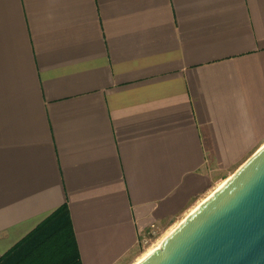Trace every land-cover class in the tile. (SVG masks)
Wrapping results in <instances>:
<instances>
[{"label": "crops", "instance_id": "1", "mask_svg": "<svg viewBox=\"0 0 264 264\" xmlns=\"http://www.w3.org/2000/svg\"><path fill=\"white\" fill-rule=\"evenodd\" d=\"M263 143L264 0H0V256L66 204L127 264Z\"/></svg>", "mask_w": 264, "mask_h": 264}, {"label": "water", "instance_id": "2", "mask_svg": "<svg viewBox=\"0 0 264 264\" xmlns=\"http://www.w3.org/2000/svg\"><path fill=\"white\" fill-rule=\"evenodd\" d=\"M136 264H264V144Z\"/></svg>", "mask_w": 264, "mask_h": 264}, {"label": "trees", "instance_id": "3", "mask_svg": "<svg viewBox=\"0 0 264 264\" xmlns=\"http://www.w3.org/2000/svg\"><path fill=\"white\" fill-rule=\"evenodd\" d=\"M0 264H82L66 204L1 255Z\"/></svg>", "mask_w": 264, "mask_h": 264}, {"label": "rangeland", "instance_id": "4", "mask_svg": "<svg viewBox=\"0 0 264 264\" xmlns=\"http://www.w3.org/2000/svg\"><path fill=\"white\" fill-rule=\"evenodd\" d=\"M247 159V158H246ZM245 159V160H246ZM226 175L229 174H220L218 178H215V180L213 181L212 186H210V188L204 193L202 194V196H200V198H198L197 200H195L184 212H182L181 215L176 216L173 220H170L168 222V224H166L163 227H158L157 226V232L154 236H149L147 239V243H144L142 241V239H140V243L137 246V248L133 251V254L131 257H129L128 259V263L127 264H131L133 263L148 247L154 245L155 243L158 242V239L169 229H171V227L173 225H175L182 217L183 215H185L188 210L194 206L201 198H203L204 196H206L214 187H216V185L222 180L224 179V177H226ZM142 238V237H141Z\"/></svg>", "mask_w": 264, "mask_h": 264}, {"label": "bare ground", "instance_id": "5", "mask_svg": "<svg viewBox=\"0 0 264 264\" xmlns=\"http://www.w3.org/2000/svg\"><path fill=\"white\" fill-rule=\"evenodd\" d=\"M264 144V143H263ZM263 144H260L261 147L263 146ZM232 173L229 174L227 177H225L224 179H222L217 185L216 187H214L206 196H204L203 198H201L194 206H192L188 212L183 215V217L175 224L171 227V229H169L168 231H166L159 239L158 242L155 243L154 245L148 247L133 263L131 264H136L137 262L141 261L143 258L146 257V255H148L149 253H151L152 251H154L160 244L161 242L186 218L188 217L196 208H198L209 196H211L216 190H218L220 187H222V185L231 177Z\"/></svg>", "mask_w": 264, "mask_h": 264}, {"label": "built area", "instance_id": "6", "mask_svg": "<svg viewBox=\"0 0 264 264\" xmlns=\"http://www.w3.org/2000/svg\"><path fill=\"white\" fill-rule=\"evenodd\" d=\"M156 232H157V226L155 224H151L147 234L142 237V241L144 243H147L148 237L149 236H154L156 234Z\"/></svg>", "mask_w": 264, "mask_h": 264}]
</instances>
